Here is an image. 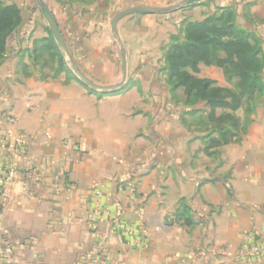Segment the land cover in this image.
<instances>
[{"label": "crops", "instance_id": "0c3cea01", "mask_svg": "<svg viewBox=\"0 0 264 264\" xmlns=\"http://www.w3.org/2000/svg\"><path fill=\"white\" fill-rule=\"evenodd\" d=\"M46 1L73 56L84 50L87 75L115 83L120 66L107 51L95 47L89 55L91 31L107 29L106 8L83 16L76 4ZM210 5L214 11L233 7L247 23L242 27L264 40V0H210ZM22 15L26 26L0 63V168L15 163L14 177L0 188V264H264L244 250L249 237L264 238V109L223 166L190 171V177L172 171L162 180L154 169L138 180L131 172L139 160H159L157 107L145 101L156 93L132 88L101 97L64 73L25 75L18 65L30 63L34 41L46 32L41 13ZM134 16L123 19L118 30L127 52L136 53L137 66H144L150 62L142 52L151 49L153 58L162 26L155 14ZM132 78L128 73L127 80ZM182 198L192 208L194 226L176 222ZM168 213L174 226L166 224ZM133 220L140 224L131 240L119 231Z\"/></svg>", "mask_w": 264, "mask_h": 264}, {"label": "rangeland", "instance_id": "374dc122", "mask_svg": "<svg viewBox=\"0 0 264 264\" xmlns=\"http://www.w3.org/2000/svg\"><path fill=\"white\" fill-rule=\"evenodd\" d=\"M3 1L8 4H12V3L17 4L15 2L17 1L19 2V4L22 3L21 9L23 14L27 15L28 12L31 13L37 12V13H41L42 17H44L41 7L38 3V0H3ZM93 1L94 0H78L77 2L75 0V2L73 3V0H65L64 4H68L65 6L71 8H75L74 4H76L78 7H76L75 9H77L78 12H81L83 16H85L84 13L86 11H88V13H91V11L93 10L95 11L94 8L96 7L101 6L106 8L104 9L106 10V12L103 14L105 15V20L107 21V25H108L107 29L105 30L101 29L102 31L100 29L91 31L90 36L93 38L94 44L92 45L93 48L89 50L90 52L89 55L91 53L92 54L94 53L93 49L95 47L105 49L109 55V60L115 61V63H117L120 66V76L115 83L110 84V83L97 82L101 85H114L121 82L124 76L123 56L121 52L120 43L119 40L113 36L111 31V23L115 15L118 12L131 7L153 6V7L163 8L177 4L182 0H122V1L117 0L114 3H108L106 5L105 4L97 5L94 4ZM215 11H214V6L210 5V0H201L198 3H194L189 7L177 11L163 13V14H155L156 17L155 19H157L158 23L162 26V33L160 35L159 40L154 41L156 43H159L158 44L159 46L157 48L158 51L156 52L155 49L156 53L155 55H153V58H151L153 54V51L151 49L148 51L144 50L142 52V54H144L145 57H149L145 61V63L149 61L150 64H146L144 66L141 65L137 66V64L135 63L136 60L134 58L136 53L134 51L128 53L126 50L127 60H128V73H130L132 77H136V80L133 78L127 80L126 78L125 87L128 84H132V86L129 88L124 87L122 90L118 91V93L124 91L125 89H128L129 91L132 88L140 92L146 91L145 93L147 92L156 93L151 100L146 99L145 101L147 105L151 104L152 102L153 107L154 108L157 107L156 110L158 115L157 118L161 130L160 132L157 133V138L159 143L158 144L159 153L157 158H159V160L156 159V157H154L155 162H151L152 158L150 157L145 160L144 159L141 161L139 160L138 164L132 167L134 168L135 171L131 173L137 175L136 178L138 180H140L142 174L144 173L148 174L154 169L157 170L155 173L156 177L160 175V180H162L163 179L162 177L164 175L168 176V174H170L172 171H174V173L180 172L186 175L185 177H190L191 176L190 171L199 173L206 170L210 172L212 171V169H216V166L219 167L223 166L224 164H226L225 158L228 155L232 154L234 148L237 149L241 145V141L244 138V136L247 134L249 127L254 123L255 120L254 116L257 114L258 110L264 109V93H263L257 95L256 99L254 100L253 112L248 111L249 105L246 101H244L243 106L236 111L226 108H219L217 109L215 116H210V109L205 101L198 100L195 103H191L188 101L187 94L184 88L180 87L174 89L173 85L170 84L168 79V69L165 62V54L167 52L169 45L172 42V36L177 35L180 39H183V35H184L183 22L189 20H201L206 15ZM69 14H71V12H69ZM136 15H140V14H135L134 17H136ZM139 17H142V14ZM44 20H45V24H43L42 26L44 27V30L46 32L45 37H47L50 34L48 31L49 26L45 17ZM24 22L25 21L23 19L22 25L14 33L12 37L13 39L11 38V41L12 40L14 41V36L17 34L18 30H20L21 27H23L22 29H24V26H26ZM237 22L241 26H243L246 23V21H242L238 19ZM118 29H119V25H118ZM78 37H81V35L78 34ZM260 39L262 40L263 59H264V40L261 36ZM151 43L152 42H150V44ZM73 50L75 51L77 49L73 47ZM83 52H84L83 49L80 50L78 52V55L76 57L73 56V58L76 61L77 65L82 69V71L84 72L85 70L84 73L87 75L86 71L88 72L89 69L88 66L86 65V61L84 60L86 56L82 54ZM29 57H30V63H25L22 60L18 65L20 68L22 67V69H24L25 75H33L34 73L39 72L43 76L48 75L49 77H56L55 74L60 68L59 56L57 54L56 49L52 48L44 52H41L40 57L34 60V51L32 48ZM145 57H143V59H145ZM64 59L66 61L67 70H63L61 74L64 73L74 79L75 77L78 78L68 63V57L64 56ZM129 61L131 66H129ZM151 64H155V67H153ZM196 75L199 77L211 78L216 81L217 85L230 88L233 90L237 89V80L229 79L226 76L224 70L220 67L207 66L203 64L201 65L200 71L196 73ZM87 76L89 77V75ZM151 76L155 78L154 83L152 82V84L150 83ZM263 78H264V72H263ZM96 92L98 95L99 94L104 95L101 97L111 96L108 95L110 93H105L101 91H96ZM229 115L239 119L240 127L243 132H241L239 139L234 140L229 144L218 147L212 146L213 143L211 142V139L213 137H217L220 127L223 125L224 127L227 128L231 127V121L229 119ZM209 177H213V176L210 175ZM208 180L209 179H205L203 180V182H206ZM163 181L166 182V178ZM134 187H135V191H137L138 184H135ZM166 216H169L168 220L171 217L174 218L171 215V213L170 214L168 213ZM139 222H140L139 220H133L130 223L139 225L140 224ZM179 225L182 226L181 224L178 223V226Z\"/></svg>", "mask_w": 264, "mask_h": 264}, {"label": "trees", "instance_id": "16d2710c", "mask_svg": "<svg viewBox=\"0 0 264 264\" xmlns=\"http://www.w3.org/2000/svg\"><path fill=\"white\" fill-rule=\"evenodd\" d=\"M237 11L225 7L206 15L201 20L183 22V39L172 36V42L165 54L168 79L174 89L184 88L188 101H205L210 109V116H215L217 109L233 111L240 109L244 101L248 111H254V100L264 93V59L262 40L252 31L237 22ZM23 23L22 9L19 5L8 4L0 0V63L4 60L14 33ZM49 36L34 43V60L40 53L56 49L60 68L55 76L66 69V61L48 28ZM217 66L224 70L229 79L237 80V89L220 85L211 78L196 75L201 65ZM77 81L78 78L75 77ZM128 84L125 88L131 87ZM118 94V92L108 95ZM99 96H104L99 94ZM231 127L221 126L217 137H213L212 146L218 147L239 139L242 129L239 119L229 115ZM176 222L185 226L196 224L192 208L185 198L179 201L175 213Z\"/></svg>", "mask_w": 264, "mask_h": 264}, {"label": "water", "instance_id": "95a60500", "mask_svg": "<svg viewBox=\"0 0 264 264\" xmlns=\"http://www.w3.org/2000/svg\"><path fill=\"white\" fill-rule=\"evenodd\" d=\"M201 0H182L181 2L174 4L169 7H153V6H137V7H131L128 9H124L120 12H118L115 17L112 20L111 23V31L113 36L119 40L121 52L123 56V72L124 76L121 82L114 84V85H101L94 80H92L90 77H88L82 69L77 65L76 61L73 58V55L70 52V49L66 43V40L64 38V35L59 27V24L46 0H38V3L41 7L42 13L48 23V26L50 28V31L52 35L55 38V41L57 42L59 48L61 49L64 56L68 57V63L75 73V75L79 78L80 82L88 87L89 89L93 91H101L105 93H113L118 92L122 90L125 87V82L128 74V60H127V53L126 49L124 47V44L121 40V37L119 35L118 25L119 22L130 15L135 14H163V13H169L173 11H177L186 7H189L193 5L194 3H198ZM169 216H166V224L168 226H174L175 220L174 218H170L168 220Z\"/></svg>", "mask_w": 264, "mask_h": 264}, {"label": "built area", "instance_id": "2783aa9c", "mask_svg": "<svg viewBox=\"0 0 264 264\" xmlns=\"http://www.w3.org/2000/svg\"><path fill=\"white\" fill-rule=\"evenodd\" d=\"M9 119L13 121V117L10 116ZM3 147L5 145H2ZM23 147L22 142H17L14 145V152L17 154L21 148ZM14 168L15 163H9L0 168V188H4L14 177ZM35 170V169H34ZM34 179L36 181L40 180V176L37 174V172L34 171ZM99 201L101 197L103 196L102 192H98ZM121 229L120 231L123 232L127 237H129L131 240H134L137 238V230L138 225L134 223H124L123 225H120ZM244 250L245 255L249 258L256 257L264 262V238L255 240L251 237H249L246 242L244 243Z\"/></svg>", "mask_w": 264, "mask_h": 264}]
</instances>
